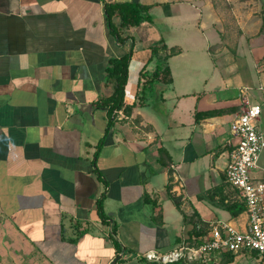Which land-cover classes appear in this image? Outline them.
<instances>
[{
  "label": "crops",
  "instance_id": "obj_1",
  "mask_svg": "<svg viewBox=\"0 0 264 264\" xmlns=\"http://www.w3.org/2000/svg\"><path fill=\"white\" fill-rule=\"evenodd\" d=\"M107 1L151 5L157 23L131 26L121 44ZM226 4L0 0V264H163L143 253L173 250L197 223L246 225L222 200L234 193L231 124L247 101L262 106L264 134V31L242 4L234 15ZM160 40L181 49L173 81L139 106L140 73L155 70ZM131 48L125 104L136 105L111 115L109 60ZM207 264H260V255L216 253Z\"/></svg>",
  "mask_w": 264,
  "mask_h": 264
},
{
  "label": "built area",
  "instance_id": "obj_2",
  "mask_svg": "<svg viewBox=\"0 0 264 264\" xmlns=\"http://www.w3.org/2000/svg\"><path fill=\"white\" fill-rule=\"evenodd\" d=\"M116 112L125 116L123 110ZM261 112L259 103L247 101V107L232 122L231 131L236 142L225 169L226 182L237 191V197L245 201L246 225L238 227L226 220L211 222L201 243L184 241L166 253L146 251L143 253L145 259L163 264H207L216 253L256 252L260 255V264H264V167L260 165L264 134L257 124Z\"/></svg>",
  "mask_w": 264,
  "mask_h": 264
},
{
  "label": "trees",
  "instance_id": "obj_3",
  "mask_svg": "<svg viewBox=\"0 0 264 264\" xmlns=\"http://www.w3.org/2000/svg\"><path fill=\"white\" fill-rule=\"evenodd\" d=\"M105 13L107 24L109 26V31L114 35L118 42L125 44L128 37L124 36V31L129 29L131 26L137 25L143 21H148L156 24L155 16L152 14L151 5L142 4L140 2L134 1H114L105 2ZM115 18H119L116 22ZM263 23L262 28L264 29V8L262 13ZM152 56L151 61L156 63V68L154 71H149L143 69L140 73V90H139V100L137 104L143 106L148 101V96L151 90L157 88L158 86L164 84H170L173 81L172 71L170 67V58L181 52V49L173 46L169 47L164 40L153 44L151 46ZM132 57V48L129 51L123 53L119 57H112L109 60V65L107 67V79L112 82L114 89L112 94L103 99V103L109 106V113L112 115L115 110L124 108L127 113H131L132 109L135 107V103L132 105L125 104V88L128 82L129 76V64ZM218 112H208L204 113L203 117H209ZM114 122V118L109 121L108 128ZM104 140L98 144V149L95 155L98 156L101 146H103ZM165 150H161V158L164 156ZM95 163V160H94ZM231 187V185H230ZM232 188V187H231ZM234 193L229 195L228 200L223 201V206L226 208L233 217L240 215L246 209L245 201L237 197V191L232 190ZM213 192V191H212ZM210 192V194H212ZM148 199V198H147ZM151 202V201H150ZM152 204H155L153 201ZM99 214L105 219L106 215L102 208V201L98 202ZM198 222V221H197ZM209 230L208 225L202 223H197L190 232L187 242L189 244H199L201 243L202 236L206 235ZM227 255V261H232L235 254L232 252L225 253ZM257 255L258 253L255 252Z\"/></svg>",
  "mask_w": 264,
  "mask_h": 264
},
{
  "label": "rangeland",
  "instance_id": "obj_4",
  "mask_svg": "<svg viewBox=\"0 0 264 264\" xmlns=\"http://www.w3.org/2000/svg\"><path fill=\"white\" fill-rule=\"evenodd\" d=\"M225 1L227 2V4L225 5L226 13H230V15L232 14L234 15L235 8L241 6L242 4V6H244V12L246 14H250L248 19H251L252 22L261 19L263 23L262 13L264 8V0H225ZM228 28L231 32H237V26L235 25L230 24L228 25ZM261 30L264 31L263 28ZM254 31H258V30L254 29ZM40 264H44V263L41 262Z\"/></svg>",
  "mask_w": 264,
  "mask_h": 264
}]
</instances>
